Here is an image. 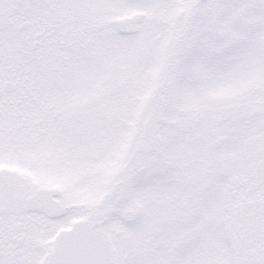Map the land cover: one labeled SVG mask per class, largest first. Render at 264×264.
<instances>
[{"label": "snow or ice", "instance_id": "obj_1", "mask_svg": "<svg viewBox=\"0 0 264 264\" xmlns=\"http://www.w3.org/2000/svg\"><path fill=\"white\" fill-rule=\"evenodd\" d=\"M0 264H264V0H0Z\"/></svg>", "mask_w": 264, "mask_h": 264}]
</instances>
